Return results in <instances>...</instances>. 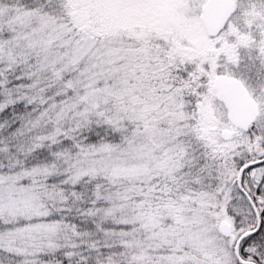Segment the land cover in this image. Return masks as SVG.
Instances as JSON below:
<instances>
[{"label":"snow or ice","instance_id":"6c2138e0","mask_svg":"<svg viewBox=\"0 0 264 264\" xmlns=\"http://www.w3.org/2000/svg\"><path fill=\"white\" fill-rule=\"evenodd\" d=\"M0 264H264V0H0Z\"/></svg>","mask_w":264,"mask_h":264}]
</instances>
